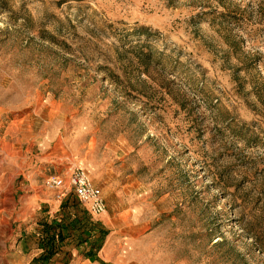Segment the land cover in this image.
<instances>
[{"label": "rangeland", "instance_id": "1", "mask_svg": "<svg viewBox=\"0 0 264 264\" xmlns=\"http://www.w3.org/2000/svg\"><path fill=\"white\" fill-rule=\"evenodd\" d=\"M39 190L136 264H264V0H0V212Z\"/></svg>", "mask_w": 264, "mask_h": 264}, {"label": "crops", "instance_id": "2", "mask_svg": "<svg viewBox=\"0 0 264 264\" xmlns=\"http://www.w3.org/2000/svg\"><path fill=\"white\" fill-rule=\"evenodd\" d=\"M32 188L37 189L35 181ZM69 195L77 200L73 193ZM58 197L59 194L55 196V199L57 198L60 201L53 199L52 193L39 190L36 194L26 198L27 205H21L18 210L5 209L0 212V224L17 223L7 239H13L15 250L20 248V251L13 253L8 264H30L43 253V250L39 248L40 240L46 237L47 234L51 236L58 232H60L62 240L56 243L57 251L54 256L47 263L35 262L34 264H136L137 258L135 253L130 251V247L127 250L121 242H117L111 237L98 238L97 227L94 229L88 213H85L82 218V216L61 211V203L69 200L71 196ZM38 203H44L43 209L40 208ZM104 215L103 213L96 217L102 218ZM26 217H29V219ZM75 218L79 220V229H73L71 226V222ZM45 223L52 225L48 233L43 231V224ZM89 223H91L90 226H88ZM101 230V235L103 232L108 234L106 230ZM28 237L33 238L36 249L31 248L28 252L26 249L25 254H23V248L29 241L27 240Z\"/></svg>", "mask_w": 264, "mask_h": 264}, {"label": "built area", "instance_id": "3", "mask_svg": "<svg viewBox=\"0 0 264 264\" xmlns=\"http://www.w3.org/2000/svg\"><path fill=\"white\" fill-rule=\"evenodd\" d=\"M68 180L72 193L79 202L88 204L92 214L101 215L105 212L106 205L101 190L92 183L83 170L73 169ZM61 182L58 178L52 177L48 180V187L59 189L61 188ZM58 198H61V195Z\"/></svg>", "mask_w": 264, "mask_h": 264}, {"label": "trees", "instance_id": "4", "mask_svg": "<svg viewBox=\"0 0 264 264\" xmlns=\"http://www.w3.org/2000/svg\"><path fill=\"white\" fill-rule=\"evenodd\" d=\"M90 225V224H89ZM71 226L73 229L77 228L79 229V220L78 218H75L71 222ZM78 226V227H77ZM52 228V225H48L47 223L43 224V231L44 233H48V230ZM107 233L103 232L102 236H106ZM62 240L60 232L57 234H53L51 236L46 235L42 240H40L39 248L43 250V253L39 256L38 259L34 260L35 262H42L47 263L56 253L57 251V242H60Z\"/></svg>", "mask_w": 264, "mask_h": 264}]
</instances>
